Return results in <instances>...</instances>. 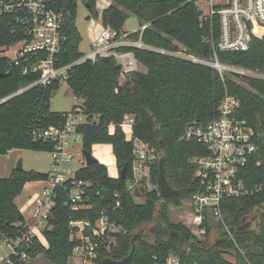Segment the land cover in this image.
Listing matches in <instances>:
<instances>
[{"label": "trees", "instance_id": "trees-1", "mask_svg": "<svg viewBox=\"0 0 264 264\" xmlns=\"http://www.w3.org/2000/svg\"><path fill=\"white\" fill-rule=\"evenodd\" d=\"M88 2L89 16H97L95 0H75L66 19L65 40L55 55L56 65L64 66L76 61L80 34L75 25L76 2ZM100 13V22L110 27L116 36L126 33L133 40L150 46L185 51L206 59L215 52L222 64L233 65L257 72H264V38L252 37L247 50L220 51L213 44L218 40L216 18L203 20L192 3L181 4L178 0H109ZM138 18L140 31H123L129 15ZM88 16V17H89ZM9 18L0 19V46L11 45L18 37L11 33ZM212 40L210 41V37ZM121 51H132L145 71H135L119 81L120 67L112 56L86 60L67 70L65 83L71 93L81 100L70 111L80 108L85 121L75 126L81 137V149L91 150L95 143H108L112 147L118 170L126 166V178H111L104 164L95 161L82 163L74 172L75 179L89 182L88 206L71 211L64 205L67 190L55 188L56 197L50 209L47 226L43 230L46 245L33 238L24 251L31 258L41 253L47 264H69L72 249L78 240L70 234L74 228L71 220L93 221L104 210L109 219L119 227L111 234L113 242L94 239L97 245L95 264L103 258L120 260L131 248V238L140 230L144 237L135 240V250L126 264H165L169 253L179 256L183 264H230L222 257L229 249L234 250V264H264V80L259 77L224 74L221 78L212 67L192 62L178 56L129 45L119 46ZM0 98L26 86L39 77L38 72H22L6 57H0ZM240 80V81H238ZM60 82L46 87L31 86L0 103V155L12 148L50 152V140H33L29 130L61 125L68 111H53L49 100L51 92ZM227 92L239 100L236 115L245 119L258 132L257 150L250 156L238 173L247 193L238 197L224 198L220 211L233 240L220 227L209 237L211 226L206 224L205 239H198L188 228L170 223L167 217L168 203L179 206L182 199H190L197 190L193 176L194 166L190 159L205 155L207 148L194 140H181L190 121L206 123L216 118L220 99ZM126 117L131 118L132 138L127 139L122 130ZM113 125V131L109 126ZM133 139L153 147L165 157V174L169 184L179 190L176 198H162L157 188L137 189L131 193L127 180L131 177ZM158 161L150 165L151 181L156 184ZM48 172L12 169L6 177H0V234L13 235L25 229V219L15 204V198L27 182L45 180ZM67 183V182H66ZM119 193L120 206L113 201L103 202L96 190ZM143 196V202L135 201ZM250 226L236 232L247 220ZM254 223V226H252ZM15 264H35L15 262Z\"/></svg>", "mask_w": 264, "mask_h": 264}, {"label": "built area", "instance_id": "built-area-1", "mask_svg": "<svg viewBox=\"0 0 264 264\" xmlns=\"http://www.w3.org/2000/svg\"><path fill=\"white\" fill-rule=\"evenodd\" d=\"M181 4L192 3L198 9L203 20L216 18L219 30L218 40L213 46L220 51L247 50L252 37L264 38V0H178ZM75 0H0V19L9 18L11 33L18 40L11 45L0 46V57H6L10 62L22 67V72H38L36 81L18 88L15 92L0 98V103L23 90L38 85L46 87L54 81H66L67 70L74 64L98 57L112 56L120 67L119 76H127L139 70L132 51H121L117 48L123 45L153 50L162 54L178 56L195 63L208 65L215 69L219 76L235 74L238 76L259 77L257 71L222 64L215 52L212 59L198 57L179 49L169 51L143 43L140 38L133 40L126 33L116 36L110 27L102 26L91 43L90 51L76 61L57 66L55 55L65 40L66 19L71 12V4ZM147 24L140 26L142 31ZM212 40V36L209 39ZM239 100L236 96L224 93L218 104L216 118L206 123L190 121L187 123L181 140H194L207 148V153L190 159L194 166L193 176L198 182L197 190L189 199L190 223L193 234L204 236L206 224L214 217L223 227L230 239L233 235L227 227L220 211V202L224 198L238 197L247 193L238 173L250 156L257 150L256 140L259 132L245 119L236 115ZM81 110L77 107L68 111L61 125L40 127L33 126L29 133L33 140H50L53 144L51 155V172L45 185L35 192L28 201L33 204L34 222L25 229L13 235L0 234V264H15V262H31L23 247H28L33 238L46 245L43 230L47 226L50 209L56 197L55 188L67 190L64 205L71 211H77L88 206L89 182L74 178L76 168L70 166L74 158L72 144L81 141L75 132V126L85 121L80 119ZM127 118V117H126ZM125 118V119H126ZM125 121V120H124ZM131 124V118L129 119ZM124 123V122H123ZM122 123V124H123ZM132 174L127 180V189L135 190L157 188V182L151 181L150 165L159 159L157 151L147 143L133 139ZM82 157V155H80ZM84 163V159L82 157ZM67 182V183H66ZM104 190H96L95 194L103 196ZM119 193L111 191L110 201L114 206H120ZM74 228L70 234L72 240H78L72 249V257L78 259V264H95L97 245L94 239L106 238L107 244L113 242L112 233L119 227L109 219L104 210L93 221L85 219L71 220ZM165 264H183L174 253H169Z\"/></svg>", "mask_w": 264, "mask_h": 264}, {"label": "rangeland", "instance_id": "rangeland-1", "mask_svg": "<svg viewBox=\"0 0 264 264\" xmlns=\"http://www.w3.org/2000/svg\"><path fill=\"white\" fill-rule=\"evenodd\" d=\"M201 6H204L202 0L199 1ZM105 5V0H95V7L97 10V16H89V12L85 4L81 1L76 2V17L75 25L80 34V42L78 45V50L82 54H86L90 51L91 43L95 39L96 35L101 29L100 22V12ZM89 16V17H88ZM124 28L129 32L136 31L140 28L138 18L135 15L130 14L129 17L124 22ZM184 51V48H180ZM186 53H189L186 51ZM191 54V53H189ZM193 55V54H192ZM140 70H145L141 64L138 65ZM260 75V78L264 80V72H257ZM240 81V80H238ZM81 103L80 99H77L69 90L68 85L61 81L59 87L51 92L49 106L50 109L54 111H70L73 105ZM80 119H83L84 116L80 115ZM125 134L128 136V130L125 129ZM92 149V154H95L94 157L98 162L107 161V158L110 161H113L114 158L112 149L107 143H100ZM72 150L74 152V158L70 163L72 168H78L82 163L81 155V141H78L75 144H72ZM102 159V161H101ZM20 160L22 168L24 170L30 169H39L42 171L51 170V155L46 151H32L27 149L12 148L7 151V153L0 155V177H6L10 174L11 169L16 165L17 161ZM107 174L111 178H117L119 175V170L114 163L106 165ZM45 183L42 181H33L24 186L22 192L18 195L16 199L17 205H21L32 192H39L40 188L44 186ZM136 202H143V196H136ZM23 217L25 222L30 226L34 221L33 217V204L28 203L25 206H21ZM167 217L170 223L180 224L185 226L193 234L194 228L190 223L189 215V199H182L179 206H174L173 204L168 203L166 205ZM250 220V219H249ZM227 225V224H226ZM209 226H211L209 237H213L219 231L220 223L216 221L214 217L210 218ZM254 226V223L253 225ZM228 227V225H227ZM221 228H223L221 226ZM229 228V227H228ZM198 239L204 240L205 236H197ZM222 257L227 260L230 264L235 263L234 250L229 249L222 254ZM35 264H47L46 260L43 258L41 253H37L31 261ZM79 261L74 258H69V264H78Z\"/></svg>", "mask_w": 264, "mask_h": 264}, {"label": "water", "instance_id": "water-1", "mask_svg": "<svg viewBox=\"0 0 264 264\" xmlns=\"http://www.w3.org/2000/svg\"><path fill=\"white\" fill-rule=\"evenodd\" d=\"M160 1H164V0H160ZM85 6L88 7V2H85ZM119 66V64H118ZM8 76V73H0V78L1 77H6ZM81 155L84 159V163L86 165H90L92 163H94L95 161H97V159L92 155L91 150L82 148L81 149ZM14 169L16 170H21L22 168V164L21 161L18 160L16 165L14 166ZM120 178L125 179L126 178V166H123L120 171H119V175ZM157 187H158V193L160 195V197L162 198H176L179 196V190L173 188L167 178H166V174H165V157L164 155H160L159 159H158V173H157ZM111 199V191L106 189L103 191V196H102V201L103 202H108ZM251 220H247L245 223L241 224L240 226H238L236 228V232H240L243 230H246L249 226H250ZM143 230H140L139 232H136L132 238H131V248L128 251L127 255L124 256L122 259L120 260H113L111 258H103L101 260V264H126L128 263L131 258L132 255L134 253L135 250V240L138 237H144L145 234H143L142 232Z\"/></svg>", "mask_w": 264, "mask_h": 264}, {"label": "crops", "instance_id": "crops-1", "mask_svg": "<svg viewBox=\"0 0 264 264\" xmlns=\"http://www.w3.org/2000/svg\"><path fill=\"white\" fill-rule=\"evenodd\" d=\"M109 3H110V1L109 0H105V5H104V7L103 8H105L106 6H108L109 5ZM102 8V9H103ZM102 11V10H101ZM101 13V12H100ZM102 26V25H101ZM123 31H125V32H129L128 30H126L125 28H124V25H123ZM143 67V66H142ZM140 70V69H139ZM140 71H145V70H140ZM126 78H127V76H119V81L120 82H123L124 80H126ZM70 90V89H69ZM70 92H71V90H70ZM52 110V109H51ZM54 111V110H53ZM129 119H130V117H127L126 119H125V121H124V123L121 125L122 126V130H123V132L125 133V129H127L128 130V136H126V134H125V136H126V138L127 139H131L132 138V133H131V124H130V122H129ZM113 128H114V126L113 125H110L109 126V131L110 132H112L113 131ZM98 144H100V143H95V144H92L91 145V152H92V149H95L94 147L96 146V145H98ZM108 144V143H107ZM108 145H110V144H108ZM110 147H111V145H110ZM111 149H112V147H111ZM93 153V152H92ZM93 156L95 155V154H92ZM113 159V161H110V159L109 158H107V161H102V159H101V161H102V164H104L105 165V167H107L106 165H109V164H111V163H114V161H115V156H114V158H112ZM115 164H116V162H115ZM12 169H14V167L12 168ZM12 169H11V171H12ZM30 170H35V171H38V172H48V173H50L51 172V170H48V171H42V170H39V169H30ZM10 171V172H11ZM38 181H42L43 182V180H38ZM33 182V181H32ZM28 183H30V182H27L25 185H27ZM44 183V182H43ZM24 185V186H25ZM43 187V186H42ZM41 189V188H40ZM35 192H32V193H30L29 195H28V197L26 198V199H24V201H23V203L19 206V205H17V203H16V199H17V197L15 198V204H16V206L18 207V209H19V211L21 212V214H22V209H21V206H25V204H27V202L31 199V196L34 194ZM29 203V202H28ZM23 215V214H22ZM25 219V218H24ZM34 222V221H33ZM33 224V223H32ZM44 240H45V238H44ZM71 258H74V259H76V260H78L77 258H75V257H72L71 256Z\"/></svg>", "mask_w": 264, "mask_h": 264}]
</instances>
